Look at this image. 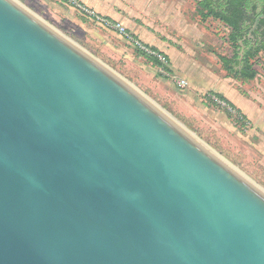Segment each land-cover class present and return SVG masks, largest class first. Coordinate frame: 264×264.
Returning a JSON list of instances; mask_svg holds the SVG:
<instances>
[{"label":"water","instance_id":"1","mask_svg":"<svg viewBox=\"0 0 264 264\" xmlns=\"http://www.w3.org/2000/svg\"><path fill=\"white\" fill-rule=\"evenodd\" d=\"M164 113L0 0V264H264V194Z\"/></svg>","mask_w":264,"mask_h":264},{"label":"rangeland","instance_id":"2","mask_svg":"<svg viewBox=\"0 0 264 264\" xmlns=\"http://www.w3.org/2000/svg\"><path fill=\"white\" fill-rule=\"evenodd\" d=\"M12 1L133 87L264 194L263 132L254 129L234 111L229 112L226 106L212 101L213 105L207 100L214 96L211 95L214 83L224 82L236 91L221 92L242 110L255 108L244 95L264 113V57L253 60L256 72L253 80L234 82L233 76L225 74L236 72V68L224 70L220 62L221 58L233 59L230 29L212 17L203 19L196 6L201 0H158V4H169L171 9L162 18L154 16L152 22L143 24L146 34L152 38L150 44L175 55L178 68L170 72L152 65L116 32L87 19L68 0ZM114 5L130 21L136 18L126 0H117ZM141 17L152 18L150 14ZM168 58L170 61L171 57ZM172 77L184 79L187 87L179 88Z\"/></svg>","mask_w":264,"mask_h":264},{"label":"trees","instance_id":"3","mask_svg":"<svg viewBox=\"0 0 264 264\" xmlns=\"http://www.w3.org/2000/svg\"><path fill=\"white\" fill-rule=\"evenodd\" d=\"M262 2V11L259 14H264V0ZM255 0H201L198 2L200 7L199 14L203 19L212 17L222 23L230 29L229 41L233 46V59L221 58L223 69L231 71L236 68L237 74L246 80H253L256 76L254 71L253 60L257 57L260 52L264 53V41L258 43L257 46L251 47L250 40L244 39L245 32L250 28L257 14ZM250 22L247 25L246 22ZM264 23V20L259 22V25ZM242 41L244 46L243 58L239 61L240 45ZM157 68L170 72L169 68L163 66L156 59L146 56ZM214 95V94H211ZM210 95V96H211ZM220 100H225L220 95H214ZM211 104L215 105L212 100L208 97ZM230 106V104H228ZM243 119V118H241Z\"/></svg>","mask_w":264,"mask_h":264},{"label":"crops","instance_id":"4","mask_svg":"<svg viewBox=\"0 0 264 264\" xmlns=\"http://www.w3.org/2000/svg\"><path fill=\"white\" fill-rule=\"evenodd\" d=\"M78 1L80 2V4L89 8L90 10H93L95 13L99 14L100 16L112 20L113 22H117L146 46L164 54L167 59V62L169 61L168 57H171L169 61L170 65L168 66L170 71L176 70L178 68L176 59L174 60L173 58L175 57V55H173L172 52H169L170 54H166L164 51L159 50L156 46L150 44L152 38L146 34V27L143 26V24H145L146 21L152 22L154 16L160 18H162V16H165L166 14L164 13H166L167 11L169 12V10L171 9V5L169 4L162 5L160 3L158 4L157 2L158 0H126L129 6L132 5L131 6V8H133L132 15L136 17L133 18L132 21H130L123 12L119 11V8L115 7L114 3L117 0H78ZM123 6L125 7V4ZM126 10L129 11L130 9L126 8ZM149 14L150 16H152V18L146 19L144 16ZM141 15H143L144 18H142ZM118 37L121 38L119 35ZM222 86L224 88H221ZM225 89L226 90L228 89L229 91L234 90L230 88L228 84L227 85L224 84V82L223 83H220L219 81L215 82L213 90H211L213 91L211 94L222 96L225 100L224 101L221 100V101L225 102L227 105L230 104V106L229 105L228 106L231 109V111H234L238 116H241L243 120H247L248 122H250V124L254 126V129L261 130L264 135V113L261 110L262 108L254 105L246 96L240 93L243 97H245L247 101H249V103L253 107L255 106L254 109L251 108L248 109L247 111L242 110L239 105L237 106L232 100L227 98L225 94L221 92V90H225Z\"/></svg>","mask_w":264,"mask_h":264},{"label":"built area","instance_id":"5","mask_svg":"<svg viewBox=\"0 0 264 264\" xmlns=\"http://www.w3.org/2000/svg\"><path fill=\"white\" fill-rule=\"evenodd\" d=\"M68 1L71 6H73L79 13H81L84 17H86L90 21L96 23L98 26H100L105 30L116 32L126 43L130 44L136 50L140 51L143 55L152 57L156 59L159 63H161L163 66H166L167 59L161 52H158L143 44L139 39L135 38V36L129 33L125 28H123L117 22H113L112 20L100 16L99 14L95 13L93 10H90L89 8L80 4L78 0H68ZM172 79L175 81V83L179 88H185L187 86V82L183 79H180L178 77H172ZM211 100L214 103H217L218 105L226 106V108L225 107L224 108L227 109L229 112H231V109L228 108L229 106L225 102L218 99L216 96H211Z\"/></svg>","mask_w":264,"mask_h":264},{"label":"flooded vegetation","instance_id":"6","mask_svg":"<svg viewBox=\"0 0 264 264\" xmlns=\"http://www.w3.org/2000/svg\"><path fill=\"white\" fill-rule=\"evenodd\" d=\"M262 2L260 0H255L254 5H256V11L257 14L256 18L254 19L253 23L250 25V22H246L247 25H250V28L245 32L244 39L250 40L251 47H255L260 43L261 41H264V23L259 25V22L264 20L261 19L258 21L256 28L253 30L254 22L255 20L264 14H259L262 11Z\"/></svg>","mask_w":264,"mask_h":264},{"label":"bare ground","instance_id":"7","mask_svg":"<svg viewBox=\"0 0 264 264\" xmlns=\"http://www.w3.org/2000/svg\"><path fill=\"white\" fill-rule=\"evenodd\" d=\"M173 121V120H172ZM174 122V121H173ZM175 123V122H174ZM179 128H181L177 123H175ZM182 129V128H181ZM184 132H186L184 129H182ZM187 133V132H186ZM188 134V133H187ZM190 135V134H189ZM191 136V135H190ZM192 137V136H191ZM193 138V137H192ZM194 139V138H193ZM199 142V141H198ZM200 143V142H199ZM201 144V143H200ZM202 145V144H201ZM203 146V145H202ZM207 149V148H206ZM220 159V158H219ZM221 160V159H220ZM226 164V163H225Z\"/></svg>","mask_w":264,"mask_h":264}]
</instances>
